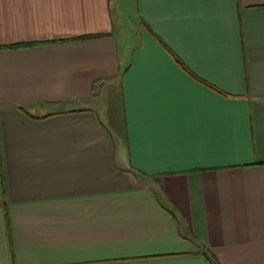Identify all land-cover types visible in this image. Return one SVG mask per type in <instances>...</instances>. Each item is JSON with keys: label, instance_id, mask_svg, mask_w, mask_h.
<instances>
[{"label": "crops", "instance_id": "crops-1", "mask_svg": "<svg viewBox=\"0 0 264 264\" xmlns=\"http://www.w3.org/2000/svg\"><path fill=\"white\" fill-rule=\"evenodd\" d=\"M0 264H264V0H0Z\"/></svg>", "mask_w": 264, "mask_h": 264}]
</instances>
